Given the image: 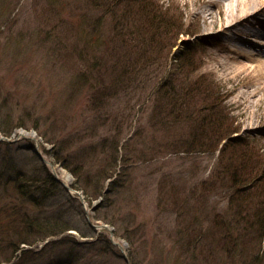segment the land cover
Instances as JSON below:
<instances>
[{
	"label": "rangeland",
	"instance_id": "rangeland-1",
	"mask_svg": "<svg viewBox=\"0 0 264 264\" xmlns=\"http://www.w3.org/2000/svg\"><path fill=\"white\" fill-rule=\"evenodd\" d=\"M223 1L0 0V128L13 130H0L12 139H0V210L22 202L5 182L18 170L44 188L38 166L61 180L42 208L24 207L51 227L21 245L32 250L22 259L0 234V264H264V77L229 36L264 23V2L220 32ZM122 68L133 80H116ZM163 81L177 102L156 97ZM48 138L64 139L70 166Z\"/></svg>",
	"mask_w": 264,
	"mask_h": 264
},
{
	"label": "trees",
	"instance_id": "trees-1",
	"mask_svg": "<svg viewBox=\"0 0 264 264\" xmlns=\"http://www.w3.org/2000/svg\"><path fill=\"white\" fill-rule=\"evenodd\" d=\"M100 1V0H99ZM133 2H138V3H141L142 0H133ZM143 3V2H142ZM95 6V4H93ZM105 8H112L111 6H105ZM115 7H113L112 9H114ZM108 10V9H107ZM151 17H150V20L152 22H156V23H161V19H159V22H157V16L155 14H150ZM166 29L168 27V24L165 23L163 25ZM172 29V27L170 28ZM168 29V30H170ZM183 32H179L178 34H182ZM185 33H188V32H185ZM176 38V37H175ZM176 39H174L175 41ZM184 53V51H183ZM181 55H184L181 53ZM154 56H148V59L151 61H154L156 64H157V67L159 69L162 68H166V65L168 64L167 63V58H163L162 60H154L153 58ZM180 56H176L174 57V59L176 60L175 63H178L180 64V62L182 61L181 59H179ZM147 59V60H148ZM137 60L134 59L131 60V64H130V67H131V72L133 70V68L136 67V70L137 68L140 66H136L137 65V62H135ZM177 64V65H178ZM125 67V66H124ZM141 68V66L139 67ZM129 71H128V68L126 69H121V71H119L116 75V80L119 81V80H122L121 82H124L123 79H132L134 78L133 75L131 76H128L129 75ZM84 77H86L84 75ZM129 77V78H128ZM132 77V78H131ZM115 79V78H114ZM167 82H169L170 80H165ZM163 81L157 88L156 90V97H159L163 91L164 94L163 96H167L169 97L170 95V98L172 96V100L177 102V99H175L176 96H174L173 94H169L167 88H166V82ZM165 84V85H164ZM166 91L168 93H166ZM170 99L169 101V104H172L175 105V102H173L172 100ZM172 109V108H171ZM36 127V126H35ZM34 127V128H35ZM1 132H3L4 134L6 135H9L13 132V130H8V129H4V127H1L0 128ZM232 133V131L230 132L229 130H227V133L225 132L224 134V137L221 138V139H224L225 137H228L230 136V134ZM219 137H222L221 134ZM48 142H53L55 144V149L53 150V154L56 155V158L58 161H61L62 164L65 166V167H68L70 166V163H68V159L67 157H64V156H59V153H65L64 151H67V149H70L69 146H65V141L64 139H57V138H51V139H47ZM117 147H118V142L115 141V144L113 145V148L116 150V153H117ZM215 147V146H214ZM213 147V148H214ZM36 169L38 171H36V173H38L39 171H41L40 173H42L43 175V180H41V182H43L44 184H48V188H44L43 184H40V185H35L34 182L36 183L38 181L37 178H34L33 175L29 174L28 178L25 176L26 173L23 172L24 170H18L14 175H10L8 177H6L5 179V182L6 184L8 183H12V186L16 192V194L18 195V197L20 196L22 198V202L17 206H11V207H7L6 209L5 208H2L0 210V212L6 216L4 217H8V220L9 222H5V224L3 226H6V223L7 225L10 224L12 225V227L10 229H7V230H4L3 232L0 231V234L2 235H7V237L3 238L6 242V245L8 246V248L11 249V254L13 255L17 250H19V259H22V258H26V256L28 255V252H32V250H28V249H23V246L21 247L22 244H28V243H31V238L30 236L33 234H37V233H42V231L46 228H50L51 226H46L47 225V220L44 218V217H41L40 216V212L37 214H33L31 215L29 213V210L24 208L25 206L27 205H32L34 206L36 209L37 208H42L43 207V203H42V198L46 195L48 196H53V195H49V193L51 192L50 190H52V192L54 193H57L58 190H59V183L52 177V175L49 173V171H47L46 168L44 167H36ZM81 170V165L79 166H76L75 168H73V173L77 176V178L80 176V171ZM113 172V169H111L109 171V176L110 174ZM108 175L104 176L107 177ZM100 178L99 179H103V177L99 176ZM231 178H232V182L233 184L235 185V187H239L241 188L242 186L248 184V181H246L245 179L243 180H239L238 182L235 180L237 179L235 176H232L231 175ZM236 181V182H235ZM4 182V183H5ZM87 186V185H86ZM1 200L5 201L4 198H2ZM29 208V207H28ZM0 221L2 222L1 218H0ZM0 222V224H1ZM51 225V224H50ZM53 231V230H52ZM36 232V233H35ZM48 232V231H47ZM52 235H58L57 233H51V234H48V236H52ZM72 237V238H71ZM74 236H70L68 234H65L63 235L60 239H58L59 242H62L64 244H68L66 242V240L68 242L71 243V241H73L75 244H78V242H81L80 240L76 239L75 237L73 238ZM55 241L56 243V239H53V242ZM72 242V243H73ZM107 243V245L109 246L110 245V242L109 241H105ZM105 243V244H106ZM22 257V258H21ZM9 258V257H8ZM72 262H75L74 260H70V259H67V260H54L53 262H48L46 264H73Z\"/></svg>",
	"mask_w": 264,
	"mask_h": 264
},
{
	"label": "bare ground",
	"instance_id": "bare-ground-1",
	"mask_svg": "<svg viewBox=\"0 0 264 264\" xmlns=\"http://www.w3.org/2000/svg\"><path fill=\"white\" fill-rule=\"evenodd\" d=\"M261 1L264 2V0ZM204 2H208L210 4H213L214 6L221 4L225 5L226 3L223 0H204ZM259 5L258 3L256 4V2H253V0H236L235 3L234 0H228L227 6L229 11L228 16L230 20H228L224 25L223 24L220 25L218 27V31L225 32L228 31L230 28L237 26L238 24L249 22L248 21L249 17L254 15V13L258 10ZM237 8H239L238 9L239 11L238 10L235 11V9ZM262 9H264V6ZM259 20L260 19L255 21L253 27L249 29H245V31H243L244 35H241L240 33H236L234 35H229V36L231 37V40L235 41L234 45L230 46L235 53L244 54L252 58L257 57L259 59L257 64H253L250 66L253 68L256 65H258L260 69H262L261 76L264 77V59L260 58L261 56L264 55L255 52L249 53L244 49V47H242L243 44L250 43V44H254L255 46H260L261 48H264V36L260 31L259 32L256 31L257 27H255V25H258L261 26L260 29L264 30L263 29L264 23L260 22ZM256 93L257 92L253 91L252 96L255 97ZM58 172L60 173V175L64 176V178H68L66 177L67 175L63 171L59 170Z\"/></svg>",
	"mask_w": 264,
	"mask_h": 264
},
{
	"label": "water",
	"instance_id": "water-1",
	"mask_svg": "<svg viewBox=\"0 0 264 264\" xmlns=\"http://www.w3.org/2000/svg\"><path fill=\"white\" fill-rule=\"evenodd\" d=\"M19 135L27 136V137H30V138L32 137L31 135L24 134L23 132H19ZM0 139H6V140H8V141H11V140H12V139H10V138H6V137H4V136H0ZM35 152L39 155V157H40L42 160L45 161L44 157H43L42 154L38 151L37 148H35ZM54 177H55L56 180L61 181V180L59 179V177H57L56 175H54ZM110 231H111V230H110ZM126 260H127V258H126Z\"/></svg>",
	"mask_w": 264,
	"mask_h": 264
}]
</instances>
